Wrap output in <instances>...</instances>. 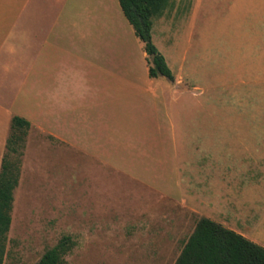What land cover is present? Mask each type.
I'll list each match as a JSON object with an SVG mask.
<instances>
[{"label": "rangeland", "instance_id": "rangeland-1", "mask_svg": "<svg viewBox=\"0 0 264 264\" xmlns=\"http://www.w3.org/2000/svg\"><path fill=\"white\" fill-rule=\"evenodd\" d=\"M117 4L126 33L104 63L87 53L71 63L61 119L47 121L67 141L38 123V107L27 130L0 125V171L7 159L18 173L3 264H36L63 236L67 264H174L200 219L181 202L186 189L210 219L264 244V220L247 206L251 180L264 207V182L253 186L264 166V0H172L152 40L173 81L149 77Z\"/></svg>", "mask_w": 264, "mask_h": 264}, {"label": "crops", "instance_id": "crops-1", "mask_svg": "<svg viewBox=\"0 0 264 264\" xmlns=\"http://www.w3.org/2000/svg\"><path fill=\"white\" fill-rule=\"evenodd\" d=\"M126 31L117 0H0V125L12 124L14 116L27 119L29 111L38 107V123L67 141L47 121L57 123L61 119L66 90L63 78L78 74L71 63L86 53L89 62L104 63L113 40ZM103 72L89 71L88 76ZM74 84L70 81L68 89L73 91ZM256 168L262 170L263 176L254 177L252 182L253 186H260L264 182V166ZM250 182L248 212L258 215L253 219L260 225L264 207L258 205ZM194 190H185L186 199L181 201L185 209L192 216L212 218L203 211L201 195ZM246 237L250 238L248 234Z\"/></svg>", "mask_w": 264, "mask_h": 264}, {"label": "trees", "instance_id": "trees-1", "mask_svg": "<svg viewBox=\"0 0 264 264\" xmlns=\"http://www.w3.org/2000/svg\"><path fill=\"white\" fill-rule=\"evenodd\" d=\"M171 1L119 0V4L135 34L144 42L149 76H165L173 81L175 76L172 69L152 40L154 18L162 16ZM11 126L12 130H27L31 124L23 117L14 116ZM17 184L18 173L11 168L7 159H3L0 171V264L4 261ZM72 244L71 236H63L36 264H67L64 257L72 249ZM174 264H264V246L221 223L202 217Z\"/></svg>", "mask_w": 264, "mask_h": 264}]
</instances>
